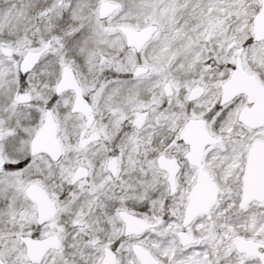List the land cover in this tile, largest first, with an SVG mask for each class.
Returning <instances> with one entry per match:
<instances>
[{"label":"snow or ice","instance_id":"6c2138e0","mask_svg":"<svg viewBox=\"0 0 264 264\" xmlns=\"http://www.w3.org/2000/svg\"><path fill=\"white\" fill-rule=\"evenodd\" d=\"M0 264H264V0H0Z\"/></svg>","mask_w":264,"mask_h":264}]
</instances>
